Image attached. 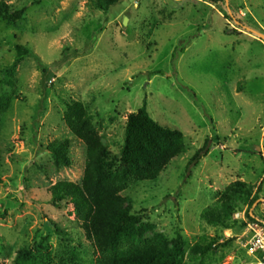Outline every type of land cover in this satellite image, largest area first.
Here are the masks:
<instances>
[{"label":"rangeland","instance_id":"1","mask_svg":"<svg viewBox=\"0 0 264 264\" xmlns=\"http://www.w3.org/2000/svg\"><path fill=\"white\" fill-rule=\"evenodd\" d=\"M7 2L25 13L17 24L0 23V100H10L0 122V263L21 264L24 250L25 264H91L70 210L48 192L83 178L84 144L63 119L66 103L79 101L114 153L128 114L144 102L155 121L185 135L184 155L124 193L156 231L183 236L182 264H255L245 228H214L201 214L243 181L259 202L235 219L246 225L249 212L264 222V40L244 29L264 35V0H229L232 16L226 2L207 0H121L108 12L93 10L91 0ZM17 45L31 55L10 77ZM62 138L71 142L73 164L58 171L47 146ZM207 140L209 154L191 166ZM214 238L229 243L191 254Z\"/></svg>","mask_w":264,"mask_h":264},{"label":"trees","instance_id":"2","mask_svg":"<svg viewBox=\"0 0 264 264\" xmlns=\"http://www.w3.org/2000/svg\"><path fill=\"white\" fill-rule=\"evenodd\" d=\"M121 0H91V8L108 12ZM212 5L225 0H207ZM25 9H13L7 0H0V23L17 24ZM16 61L10 66L8 75L15 76L19 63L31 55L30 50L17 45ZM63 114L65 125L71 135L85 147L86 163L84 175L79 183L61 180L50 186L49 194L61 206L70 210L68 214L78 225L81 235L89 244L93 258L91 264H182L186 242L181 234L168 239L156 231L154 224L146 222L142 215L133 211V201L124 195L138 184L154 181L176 158L187 149L186 137L178 129L161 125L147 110V103L136 112L128 114L124 125L123 144L114 153L105 143L103 135L93 121L85 105L79 101L66 103ZM10 107L9 98L0 100V122ZM211 140L191 158L190 165L198 162L210 152ZM53 164L58 171L73 164L71 142L68 138L55 139L48 146ZM2 152L0 150V166ZM259 199L253 196V187L243 181L228 185L217 201L206 207L201 217L209 226L223 230L245 228L235 219L249 203L251 207ZM246 217L251 222H261L251 213ZM56 233L69 237L65 228L51 221ZM148 234H151L148 236ZM220 238L196 244L192 255L205 256L226 247ZM23 251L18 258L25 264ZM3 264V263H0Z\"/></svg>","mask_w":264,"mask_h":264},{"label":"built area","instance_id":"3","mask_svg":"<svg viewBox=\"0 0 264 264\" xmlns=\"http://www.w3.org/2000/svg\"><path fill=\"white\" fill-rule=\"evenodd\" d=\"M236 216L244 219L243 214L237 213ZM244 234L248 254L256 259L255 264H264V222H251L246 219Z\"/></svg>","mask_w":264,"mask_h":264},{"label":"water","instance_id":"4","mask_svg":"<svg viewBox=\"0 0 264 264\" xmlns=\"http://www.w3.org/2000/svg\"><path fill=\"white\" fill-rule=\"evenodd\" d=\"M225 1H226V5L228 6V7H227V8H228V12H229V14L231 15V13H230L231 10H230V7H229V5H228L229 0H225ZM231 16H232V15H231ZM127 22H128L127 18H124V20H123V24H124L125 26L127 25ZM236 23L239 24V25H241L239 22H236ZM244 29L247 30L248 32H251V33L257 35L259 38H261L262 40H264V35L261 34L260 32H257L256 30H253V29L248 28V27H245V26H244ZM257 202H259V200H258Z\"/></svg>","mask_w":264,"mask_h":264}]
</instances>
